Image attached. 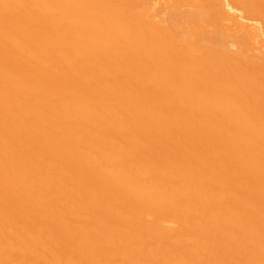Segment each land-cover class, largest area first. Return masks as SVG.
I'll return each mask as SVG.
<instances>
[{
  "label": "bare ground",
  "instance_id": "6f19581e",
  "mask_svg": "<svg viewBox=\"0 0 264 264\" xmlns=\"http://www.w3.org/2000/svg\"><path fill=\"white\" fill-rule=\"evenodd\" d=\"M0 264H264V0H0Z\"/></svg>",
  "mask_w": 264,
  "mask_h": 264
}]
</instances>
